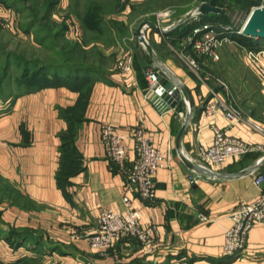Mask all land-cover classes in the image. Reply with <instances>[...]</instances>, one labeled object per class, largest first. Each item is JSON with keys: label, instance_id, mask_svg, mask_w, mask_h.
<instances>
[{"label": "crops", "instance_id": "obj_1", "mask_svg": "<svg viewBox=\"0 0 264 264\" xmlns=\"http://www.w3.org/2000/svg\"><path fill=\"white\" fill-rule=\"evenodd\" d=\"M203 1L209 0H193L186 12ZM151 10L157 11L155 6ZM219 15L197 14L190 27L213 23ZM168 16L160 15L158 21L167 31L146 27L145 36L175 77L180 97L174 107L159 110L154 104L145 77L154 60L132 36L123 38L120 46L132 53L130 70L117 68L119 54L110 57L101 51L95 57L97 65L61 68L59 81L36 85L12 101L8 120L0 121V139L10 145L5 148L0 142V173L15 193L0 203V236L14 235L9 242L0 237V243L7 245V256L23 253V257H47L59 264H264V223L249 231L242 252L223 254L229 214L260 191L254 176L264 173V161L256 173L249 169L264 158V85L259 90L258 114L247 115L263 132L246 121L229 123L222 111L204 115L213 91L227 103L229 99L222 89L214 88L208 69L194 71L180 57L177 47L183 39L179 35L185 28H177V22L182 16ZM105 122L124 145L121 164L106 157L99 135ZM215 125L260 149L213 165L210 176L191 182L192 173L182 156L193 161L200 146H209ZM138 127L154 146L170 152L155 175L153 205L125 188L127 171L137 156L134 130ZM63 143L73 156V170L58 184ZM125 194L131 197V207L141 213V227H154V243L123 238L102 249L91 248L85 236L95 228L100 208L124 210ZM199 215L206 219L200 220Z\"/></svg>", "mask_w": 264, "mask_h": 264}, {"label": "rangeland", "instance_id": "obj_2", "mask_svg": "<svg viewBox=\"0 0 264 264\" xmlns=\"http://www.w3.org/2000/svg\"><path fill=\"white\" fill-rule=\"evenodd\" d=\"M128 1L0 0V121L8 120L11 103L16 96L31 90L26 88L24 79L34 71L53 77L61 68L64 69L63 66L72 69L97 65L95 57L98 52L107 51L110 57L123 52L120 46L125 37L132 36L133 42H139L143 47L136 33L143 22L159 26L160 15L184 17L189 13L187 8L195 3L193 0H147L142 4ZM217 1L222 4L224 14L212 20L213 23L208 22L213 26L211 31L207 28L192 36L193 29L204 24L190 27L193 21L198 20L196 13L184 22L178 20L177 28L184 27L185 30L179 35L183 43L177 51L187 63L193 51L189 37L199 40L200 36L215 33V52L219 59L214 61L204 57L197 70L202 67L208 69L214 88L222 89L228 97L230 103L224 100L227 104L241 110L245 116H256L261 104V78L247 55L249 49L236 38L249 10L259 6L262 0L254 6L235 0ZM154 6L157 11L151 10ZM146 27L142 28L143 34ZM4 140L0 139L1 145L10 148ZM13 196L14 189L0 173V203L8 202ZM0 237L9 242L6 236ZM6 247V243H0V254L4 252L0 255V264L52 263L47 257L24 258L23 253L7 256Z\"/></svg>", "mask_w": 264, "mask_h": 264}, {"label": "built area", "instance_id": "obj_3", "mask_svg": "<svg viewBox=\"0 0 264 264\" xmlns=\"http://www.w3.org/2000/svg\"><path fill=\"white\" fill-rule=\"evenodd\" d=\"M197 14V13H196ZM193 29L192 36L200 34L213 26L208 23L199 25ZM145 37V33L143 34ZM193 51L190 54L187 64L194 71L197 70L200 58H210L218 60L219 56L215 52V33L213 35L200 36V39L189 37ZM195 40V41H194ZM254 66L264 85V64L262 58L264 50L248 51ZM131 51H123L116 60V66L121 70H130L132 67ZM169 68V67H168ZM162 74L169 78V75L155 62L145 71V77L152 91V100L159 110H165L169 104L162 98L164 91L159 84L158 75ZM222 111L224 116L231 124L246 121L252 127L263 132V127L254 119L247 117L243 112L227 104L220 95L212 92L211 98L205 103L203 108L204 115H212ZM101 142L105 149L106 157L116 164H121L125 158V148L120 136H118L110 123H103L99 129ZM134 149L137 153L133 160L125 182L126 191L136 193L137 197L144 203L153 205L156 203L155 194V175L157 171L165 165L170 157L169 151H163L154 146L142 127L134 130ZM259 145L249 144L242 139L228 135L225 130L218 126L213 127V140L209 146H200L197 156L193 159L201 170L190 168L192 176L190 181L194 182L204 175L210 176L213 172L212 166L228 161L231 158L242 157L254 150H259ZM257 169L252 172L256 173ZM254 182L260 186L258 195L249 200L240 202L229 214L231 225L224 233L223 254L235 256L245 249L249 231L256 225L264 223V173L255 174ZM125 209L116 211L109 207H101L96 219L95 228L85 236L88 245L93 249H102L110 246L123 238L136 239L143 245L153 244L155 241L154 227H141V213L133 209L131 197L123 195ZM200 220H205L204 215H199ZM51 264H59L52 261Z\"/></svg>", "mask_w": 264, "mask_h": 264}, {"label": "water", "instance_id": "obj_4", "mask_svg": "<svg viewBox=\"0 0 264 264\" xmlns=\"http://www.w3.org/2000/svg\"><path fill=\"white\" fill-rule=\"evenodd\" d=\"M195 13L201 14V15H206L208 13L222 14L223 8L220 6H217V5H213L209 1H203L193 11H190L189 13L186 14V16L182 17L179 20V22H184L189 16H192ZM179 22H177V24ZM145 26L154 28V29L159 30L161 32H165L168 29L160 28L159 26L146 21V22H143L139 26L136 33L138 35L139 41L141 42L143 47L148 51V53L152 56L154 62L158 66H160L169 75V78H167L164 75L159 74L158 75V81H159V84L164 89V91L162 93V98L165 101H167V103L170 106L174 107L176 105L179 97H180V91H179L176 83L174 82V81H176L175 77H174L172 71L155 54L151 45L148 43V41L144 37L142 28ZM240 33L244 36H247V37L256 38V39H264V0H262V3L259 6H256L250 10L246 20L244 21V23L240 29ZM186 125H187V123L185 122L183 124L181 130L179 131L178 143L180 142V139H181V137H182V135L186 129ZM182 158L187 163L189 168L201 170V168L196 163H194L192 160L186 159L184 156H182ZM263 161H264V158L259 160L257 163H255L252 167H250L249 172H252L254 169H257Z\"/></svg>", "mask_w": 264, "mask_h": 264}, {"label": "trees", "instance_id": "obj_5", "mask_svg": "<svg viewBox=\"0 0 264 264\" xmlns=\"http://www.w3.org/2000/svg\"><path fill=\"white\" fill-rule=\"evenodd\" d=\"M209 1H211V3L213 5H217V6L222 7V4H220L217 0H209ZM235 1L244 2L247 6H254L258 0H235ZM223 14H224V11L221 15H219V17H222ZM236 40L243 47H246L249 50H257V49L259 50V48L261 49V47L264 46V39H256V38L247 37V36L242 35L241 33H239ZM203 59L204 58H200L199 63H201V61ZM66 67L63 66V68H66ZM59 69H60V66H59ZM24 80L26 83L25 84L26 88L32 89V88L36 87V85H40V84L45 85L47 83H53V82L59 81V73H57V74L55 73L53 75V77H49L48 75L47 76L46 75H40V73L37 74V72L35 73V71H34V73L28 75L27 78ZM66 147H67V143H63V146L61 147L60 169L57 172V177H56L58 184L62 183L64 175L68 174L69 171L73 170L72 161H71L73 156L71 155V152ZM64 162L69 163V164L66 165ZM75 169H76V167H75ZM13 236L14 235H6V237L9 241H11V237L14 238Z\"/></svg>", "mask_w": 264, "mask_h": 264}]
</instances>
